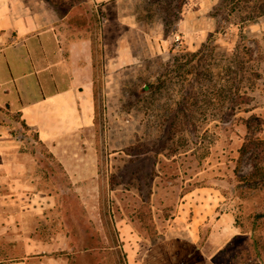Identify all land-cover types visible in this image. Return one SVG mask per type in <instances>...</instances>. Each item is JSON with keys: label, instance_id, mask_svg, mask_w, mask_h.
<instances>
[{"label": "rangeland", "instance_id": "rangeland-1", "mask_svg": "<svg viewBox=\"0 0 264 264\" xmlns=\"http://www.w3.org/2000/svg\"><path fill=\"white\" fill-rule=\"evenodd\" d=\"M55 1L38 0L53 18L70 4L86 17L64 22L92 42L93 122L46 143L0 117L16 145L0 155L17 157L0 181V264H137L199 218L209 264H264V184L242 181L252 116L264 154V0L234 11L192 0L180 13L176 0Z\"/></svg>", "mask_w": 264, "mask_h": 264}, {"label": "crops", "instance_id": "crops-1", "mask_svg": "<svg viewBox=\"0 0 264 264\" xmlns=\"http://www.w3.org/2000/svg\"><path fill=\"white\" fill-rule=\"evenodd\" d=\"M190 1H184L183 10ZM49 14L38 0H0V108L19 114L46 143L89 127L94 114L92 42L71 32L64 17ZM0 132V139L6 140L0 151L15 148L8 132ZM16 164V156L0 155V181L10 179L3 170ZM199 219L182 232L169 228L143 250L137 264H209L198 246ZM222 219L223 236H228L232 227L226 215L218 222Z\"/></svg>", "mask_w": 264, "mask_h": 264}, {"label": "trees", "instance_id": "trees-1", "mask_svg": "<svg viewBox=\"0 0 264 264\" xmlns=\"http://www.w3.org/2000/svg\"><path fill=\"white\" fill-rule=\"evenodd\" d=\"M50 1L54 7L57 8L58 4L57 1L55 0H47ZM185 0H176L175 1V10L180 13L181 9H182V5L184 3ZM225 0H222L221 4L219 5V10L223 11L228 9L229 11H234L236 8L235 5V1H232L231 3L227 2L226 4L224 3ZM253 0H251L252 2ZM75 7V5H69L67 7V9H64L63 15H61L62 17L67 18V24L71 25L74 24L76 27H82L84 26L83 23L86 22L85 20V15H81V16H77L75 17V19H78V21L75 22L74 18L71 17V12L73 11V8ZM228 16V14L226 15ZM79 20H82L81 22ZM217 34V33H215ZM210 35L208 36V38L206 39V42L204 44H202V46L199 48V50L197 52H194L192 54V57L197 56L199 53H201L204 48H206L208 46L209 43H211L216 35ZM191 57V58H192ZM190 59H187L185 62H183L182 64H178V69L180 73L183 72H187V70L190 68V64H191ZM145 89V88H144ZM185 105V104H184ZM0 117L2 119L7 118L6 120L9 121V123L14 124L19 123V126L22 128V130L24 131H28V130H32L34 128L29 127L24 120H22L20 118L19 114H11L7 111H5L4 109L0 108ZM256 122V123H254ZM0 124H4L3 122H0ZM261 124H262V120H260L258 117L256 116H252L250 117L248 120L245 121V128H246V144H244L243 147V152H242V156L246 155V153H250V155L253 156L254 161H252V171L249 173V176L246 178H243L242 181L246 182L247 185H249L250 190L252 189H257L258 187H260L261 183L264 184V180H262V177L264 176V170L261 166L260 161L263 159V156L260 155H264L263 154V148L257 138V135L259 134V132H261ZM8 128L11 130V124H7ZM12 131V130H11ZM37 133V132H36ZM11 135H14V132H11ZM263 181V182H262ZM252 187V188H251Z\"/></svg>", "mask_w": 264, "mask_h": 264}]
</instances>
